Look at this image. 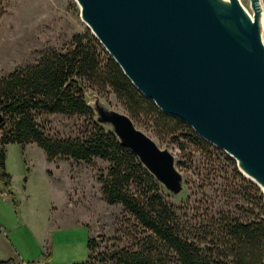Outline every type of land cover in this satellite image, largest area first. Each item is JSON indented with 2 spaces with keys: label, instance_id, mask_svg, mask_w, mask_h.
Wrapping results in <instances>:
<instances>
[{
  "label": "trees",
  "instance_id": "trees-1",
  "mask_svg": "<svg viewBox=\"0 0 264 264\" xmlns=\"http://www.w3.org/2000/svg\"><path fill=\"white\" fill-rule=\"evenodd\" d=\"M89 88L111 92L134 122L146 120L161 140L168 138L179 147L186 140L202 151L212 146L143 97L87 31L73 35L65 48L47 49L34 64L0 77L2 186H10L5 171L8 145L34 144L48 162L64 159L92 164L100 159L108 163L97 176L103 200L123 207L136 223L134 232L139 237L128 247H105L95 255L96 244L90 239L83 264H264V197L235 162L224 156L230 162L225 172L232 167L230 175L238 185H226L220 207L201 200L195 206L173 205L137 157L95 122L86 98ZM54 115L78 118L77 132L69 137L52 135L48 118ZM219 172L210 165L204 182L217 179ZM236 197L242 199L241 205ZM8 263L0 260V264Z\"/></svg>",
  "mask_w": 264,
  "mask_h": 264
},
{
  "label": "water",
  "instance_id": "water-1",
  "mask_svg": "<svg viewBox=\"0 0 264 264\" xmlns=\"http://www.w3.org/2000/svg\"><path fill=\"white\" fill-rule=\"evenodd\" d=\"M80 19L132 86L164 114L223 151L264 197V25L239 0H74ZM147 172L173 193L174 156L130 116L89 99ZM100 125V126H101Z\"/></svg>",
  "mask_w": 264,
  "mask_h": 264
},
{
  "label": "rangeland",
  "instance_id": "rangeland-1",
  "mask_svg": "<svg viewBox=\"0 0 264 264\" xmlns=\"http://www.w3.org/2000/svg\"><path fill=\"white\" fill-rule=\"evenodd\" d=\"M240 2L251 14L249 0ZM87 31L74 0H0V77L34 64L47 49L65 48L73 35ZM86 98L89 104V99H95L107 109L129 116L111 92L102 94L89 88ZM48 119L50 133L59 137L73 136L81 124L78 118L64 115ZM132 122L160 149L174 156L175 169L181 175L180 191L173 193L160 183L162 194L173 205L195 206L201 200L220 207L226 185H238L230 175L232 167L228 174L225 172L230 162L224 161L223 151L210 145L202 151L186 140H180L183 142L179 147L168 138L159 139L146 120ZM101 127L112 132L111 126ZM5 149L7 168L13 173V193L6 200L0 193V259L13 258L8 264H83L90 239L96 244L95 255L105 247H128L133 238L139 237L134 232L136 223L123 207L103 200L97 176L105 172L107 162L94 159L92 164H85L59 159L61 169L52 178L45 173L44 155L36 145L26 153L19 145ZM210 165L220 169L219 177L204 182ZM2 188L0 183V191ZM202 192L206 193L204 197ZM235 199L243 203L241 198Z\"/></svg>",
  "mask_w": 264,
  "mask_h": 264
},
{
  "label": "crops",
  "instance_id": "crops-1",
  "mask_svg": "<svg viewBox=\"0 0 264 264\" xmlns=\"http://www.w3.org/2000/svg\"><path fill=\"white\" fill-rule=\"evenodd\" d=\"M31 145H33V144H29V145H26L25 147H22L23 153H24V151L26 153V151L28 150V148ZM6 153H7V150H6ZM42 154L44 155V161H45L46 166H47V169H45V173L47 174V176L54 178V176H56V174H54V172L57 173L61 169L60 165H58V163H57L59 161V159L54 160L52 162H48L47 159H46L45 154L43 153V151H42ZM7 161H8V157H6V161H5V171L10 176V186L7 189L6 188L5 189L2 188V190L0 191V193H2L4 195L3 199H5V200L7 198H9V199L12 198L11 195L10 196L8 195L9 191L13 193V185H12L13 173L11 172V170H9L7 168ZM49 165H52L53 168L49 169L48 168ZM54 185L57 186L56 184H54ZM57 187L60 188L59 186H57ZM26 189H27V185H26V188H25L24 192H26ZM63 198H64V195H63ZM12 201H13V203H15V201L13 199H12ZM0 230H1V226H0ZM9 259H13V258L9 257L7 259H0V260L1 261H7Z\"/></svg>",
  "mask_w": 264,
  "mask_h": 264
},
{
  "label": "bare ground",
  "instance_id": "bare-ground-1",
  "mask_svg": "<svg viewBox=\"0 0 264 264\" xmlns=\"http://www.w3.org/2000/svg\"><path fill=\"white\" fill-rule=\"evenodd\" d=\"M239 3H240V5L242 6V8L244 9V11L249 15V17L251 18V19H253V14L251 13H249L247 10H246V8L242 5V3L240 2V0H239ZM256 5L258 6V9L260 10V5H259V0H258V2L256 3ZM261 11V10H260ZM262 13V12H261ZM262 23H263V25H264V15H263V13H262Z\"/></svg>",
  "mask_w": 264,
  "mask_h": 264
},
{
  "label": "built area",
  "instance_id": "built-area-1",
  "mask_svg": "<svg viewBox=\"0 0 264 264\" xmlns=\"http://www.w3.org/2000/svg\"><path fill=\"white\" fill-rule=\"evenodd\" d=\"M259 3H260V0H259ZM260 5H262V7H263V9H261V10H263V11H264V0H261V3H260Z\"/></svg>",
  "mask_w": 264,
  "mask_h": 264
},
{
  "label": "flooded vegetation",
  "instance_id": "flooded-vegetation-1",
  "mask_svg": "<svg viewBox=\"0 0 264 264\" xmlns=\"http://www.w3.org/2000/svg\"><path fill=\"white\" fill-rule=\"evenodd\" d=\"M264 15V14H263Z\"/></svg>",
  "mask_w": 264,
  "mask_h": 264
}]
</instances>
